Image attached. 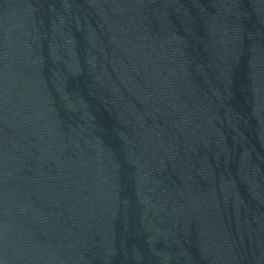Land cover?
Here are the masks:
<instances>
[{"label": "water", "instance_id": "1", "mask_svg": "<svg viewBox=\"0 0 264 264\" xmlns=\"http://www.w3.org/2000/svg\"><path fill=\"white\" fill-rule=\"evenodd\" d=\"M0 264H264V0H0Z\"/></svg>", "mask_w": 264, "mask_h": 264}]
</instances>
